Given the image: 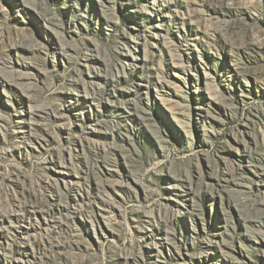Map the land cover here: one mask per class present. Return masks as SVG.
<instances>
[{"label":"rangeland","instance_id":"1","mask_svg":"<svg viewBox=\"0 0 264 264\" xmlns=\"http://www.w3.org/2000/svg\"><path fill=\"white\" fill-rule=\"evenodd\" d=\"M0 264H264V0H0Z\"/></svg>","mask_w":264,"mask_h":264}]
</instances>
